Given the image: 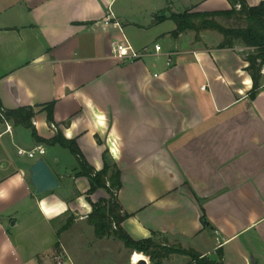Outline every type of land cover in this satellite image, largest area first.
Instances as JSON below:
<instances>
[{"label":"crops","instance_id":"1","mask_svg":"<svg viewBox=\"0 0 264 264\" xmlns=\"http://www.w3.org/2000/svg\"><path fill=\"white\" fill-rule=\"evenodd\" d=\"M230 8L229 0H0V107H31L40 138L59 131L97 171L111 160L129 214L122 227L133 238L158 233L212 260L222 252L225 264H264V80L251 95L241 51L253 48L175 34L171 19ZM109 12L136 49L149 48L145 56L112 58L111 42L122 35L98 25ZM4 136L16 151L0 148V264H107L109 253L87 241L108 237L87 222L90 185L75 156L0 120ZM38 146L43 155L15 159ZM39 157L59 181L43 194L29 173ZM107 196L98 189L90 198ZM130 254V264L146 258ZM162 264L193 263L173 254Z\"/></svg>","mask_w":264,"mask_h":264},{"label":"trees","instance_id":"2","mask_svg":"<svg viewBox=\"0 0 264 264\" xmlns=\"http://www.w3.org/2000/svg\"><path fill=\"white\" fill-rule=\"evenodd\" d=\"M231 8L223 11L213 12H189L174 13L171 19L176 24L175 34L187 30L194 31L196 35L203 30L218 31L223 36L221 48H231L235 42H239L247 47H252L253 51L245 57L247 66L245 70L252 81L251 95L261 86V68L264 65V1L255 6H249L245 0H229ZM237 5L240 7L237 8ZM216 17L227 19L235 18L244 25L235 27H225L216 21ZM48 121L52 123L51 104L48 106ZM34 111L31 107H20L17 109L5 110L0 107V120L11 121L15 125H21L31 129L32 136L38 142L50 145L59 144L66 147L75 156L80 171L78 175L85 176L89 181V189L86 192V199L90 203L92 210L87 216V222L93 227L97 238L113 236L121 241L123 245L140 255L149 258L151 264H162V261L173 254L185 255L190 258L193 264H225L222 252H218L219 259L212 260L205 255H201L193 249L183 248L180 245H169L167 239L161 238L160 234L152 233L151 237L135 239L129 235L122 227V222L129 217L128 213L122 211L117 200L116 193L120 187L119 172L111 160L104 158V166L101 170H95L89 166L80 156L76 144L73 140H68L57 131L55 135L48 139H42L32 124ZM98 189H103L107 193V198H99L93 202L90 195ZM73 219L69 218L67 223L57 232L59 234L68 229ZM203 226L207 225L204 215L201 216ZM58 245V243H56Z\"/></svg>","mask_w":264,"mask_h":264},{"label":"rangeland","instance_id":"3","mask_svg":"<svg viewBox=\"0 0 264 264\" xmlns=\"http://www.w3.org/2000/svg\"><path fill=\"white\" fill-rule=\"evenodd\" d=\"M217 22H219L221 25L225 26V27H235L238 25H244L243 22H239L237 21L235 18H230V19H224V18H217L216 19ZM202 35L206 40L217 44L218 46L223 42V36L218 32V31H214V30H203L200 33H198V35ZM240 44V43H239ZM251 50V49H250ZM242 52L245 53V57L247 55L248 50L246 49H241ZM252 52V51H251ZM261 81L264 80V65L261 68ZM5 144L8 147V150L12 153V155L15 154L16 149H13V147L11 146L10 142H9V138L7 136H4L2 138H0V148L1 145ZM52 154L51 150H49L48 156H50ZM25 158H28L27 155L24 156H18L15 158L16 160H23ZM7 161H5L6 163ZM8 163V162H7ZM85 228V225L83 227L80 228V230H82V233L85 234V230H83ZM66 241H68V239H66ZM66 241L64 240V243L67 245ZM87 241H94V244H96L97 249L101 250L102 253H109L108 257H109V261L107 262V264H130L131 259L133 257V255L131 256V251L129 249H127L123 243L117 239H115L113 236H108V238L104 239V241L102 242H96L97 240H94V238L89 239ZM169 245H178L172 241L168 242ZM137 253V252H136ZM136 255H140V254H136ZM106 258V256L104 255H100L99 258L102 259V257ZM146 257V256H145ZM131 258V259H130ZM148 260L149 258L146 257ZM140 260V258L138 259ZM95 262V261H94ZM104 264L105 262H100L99 260H96L95 264ZM150 263V261H149Z\"/></svg>","mask_w":264,"mask_h":264},{"label":"built area","instance_id":"4","mask_svg":"<svg viewBox=\"0 0 264 264\" xmlns=\"http://www.w3.org/2000/svg\"><path fill=\"white\" fill-rule=\"evenodd\" d=\"M240 6L237 5V8ZM98 25L106 28L109 26H113L116 28L120 34L122 35L120 39L113 40L111 42V56L113 59L119 61V62H125V61H133L136 59H140L143 56H145L149 51L148 47H143L141 49H136L126 38V36L123 33V29L121 26L120 21L114 16L113 13L109 12L100 22H98ZM161 49L159 44H154V51L159 52ZM169 64V62H168ZM204 88V87H203ZM3 120L6 122V120L3 118ZM54 127V125H52ZM7 129H10V126L7 125ZM18 155H27L29 158H33L38 155H43L45 153V150L43 147H36L34 150L26 151L23 149L17 150Z\"/></svg>","mask_w":264,"mask_h":264},{"label":"water","instance_id":"5","mask_svg":"<svg viewBox=\"0 0 264 264\" xmlns=\"http://www.w3.org/2000/svg\"><path fill=\"white\" fill-rule=\"evenodd\" d=\"M30 182L36 194L50 192L59 187V181L42 157L37 158L29 168ZM14 223L12 222V225ZM147 258H141L135 264H148Z\"/></svg>","mask_w":264,"mask_h":264}]
</instances>
